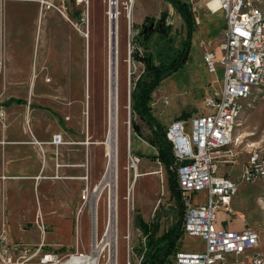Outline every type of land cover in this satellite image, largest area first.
Masks as SVG:
<instances>
[{"label":"rangeland","instance_id":"obj_1","mask_svg":"<svg viewBox=\"0 0 264 264\" xmlns=\"http://www.w3.org/2000/svg\"><path fill=\"white\" fill-rule=\"evenodd\" d=\"M181 1L191 6L195 30L187 60L151 92L148 105L162 130L172 119L206 112L205 99L221 87V67L208 72L202 52L221 37L222 14L207 10V0ZM111 3H116L113 19ZM111 41L119 128L109 170L104 140ZM185 41V23L168 0H0V243L10 247L14 262L23 260V246L32 252L41 241L62 259L88 253L89 199L97 183H107L98 199L97 236L103 238L102 222L114 208L117 264H126L128 245L136 264L149 241L178 223L180 207L169 185L174 171L155 158L160 131L132 112L130 91L144 68L135 55L167 65L183 54ZM9 98L21 102L7 104ZM243 104L238 130L245 142L264 147V102L255 98ZM53 133L64 140L58 155L49 143ZM134 155L140 158L136 166ZM135 170L155 173L135 177ZM206 198L201 190L191 200L203 204ZM230 204L234 217L219 211L215 225L225 220L228 227L254 228L264 252V179L240 182ZM136 216L148 224L147 233ZM176 248L200 250L203 242L182 233ZM171 257L172 252L163 264H172Z\"/></svg>","mask_w":264,"mask_h":264},{"label":"built area","instance_id":"obj_2","mask_svg":"<svg viewBox=\"0 0 264 264\" xmlns=\"http://www.w3.org/2000/svg\"><path fill=\"white\" fill-rule=\"evenodd\" d=\"M214 1L223 18V32L217 45L219 55L208 46L203 49L202 60L210 73L221 67V87L205 99L206 112L193 114L190 120L172 119L164 128L173 155L169 168L175 173L182 204L181 231L198 236L203 242L200 250H174L172 264H264L255 229H224L215 225L219 211L236 214L230 203L240 182L264 179V147L245 142L238 130L243 102L255 98L264 102V0ZM49 143L58 155L59 146L64 143L62 134L53 133ZM242 150L247 158L237 177L231 178L224 167L238 163ZM139 161L134 155L131 165ZM201 190L206 191L205 203H192V195ZM40 227L44 233L45 226ZM9 248L0 243V264H63L72 256L80 258L75 264H117L116 257L110 261L105 252L95 261H89L90 251L72 252L62 259L46 249L43 241L32 252L30 247L23 246V260L14 262ZM131 252L128 245L126 264H131ZM143 252L136 264H140ZM32 257L37 261L30 262Z\"/></svg>","mask_w":264,"mask_h":264},{"label":"trees","instance_id":"obj_3","mask_svg":"<svg viewBox=\"0 0 264 264\" xmlns=\"http://www.w3.org/2000/svg\"><path fill=\"white\" fill-rule=\"evenodd\" d=\"M172 6L180 14L182 20L185 23L186 27V41H185V50L183 54L176 60L171 61L167 65H153L145 57H140L135 55L136 60H140L144 63V68L141 74L134 81V86L130 91V102L132 112L137 114V116L145 122L148 126L154 127L156 130H159L158 140L156 143L157 154L155 158L164 164L168 169L170 164L173 162V155L171 151L170 144L166 141L164 136V129L162 130L159 122L153 116L149 108V101L151 99V92L153 89L170 73L177 70L186 60L187 47H189V40L192 32L195 30V16L191 9L190 4L181 0H168ZM147 17H145L146 19ZM11 101L21 102L19 99L9 98L7 104ZM154 145V144H152ZM169 185L174 195L176 202L179 205L180 209V219L174 227L154 241H149L145 250L142 254L140 264H163L165 257L176 250L177 240L182 234L181 231V217H182V204L180 201V192L177 187L175 173L171 172L169 177ZM137 226L144 232H148V224L143 221L140 216H136Z\"/></svg>","mask_w":264,"mask_h":264},{"label":"bare ground","instance_id":"obj_4","mask_svg":"<svg viewBox=\"0 0 264 264\" xmlns=\"http://www.w3.org/2000/svg\"><path fill=\"white\" fill-rule=\"evenodd\" d=\"M131 1L132 0H128L129 3H131ZM115 4L116 3H111V11L108 12L109 17L111 19H113L114 17L113 16L114 12L112 13V10H114ZM216 6H217L216 1L210 0L208 2L207 9L210 10L212 13H214L216 12ZM110 48H111V54L109 56L110 58H109L108 114H107V129L105 130L106 132H105V140H104V144H105L104 147L106 148L105 154L107 157L106 166L109 168V170L112 168V166L114 167V162H115L114 155H115V150L117 148V143H118L117 139H118V128H119L118 80H117V72H116V62L117 61H116V56H115L116 48L114 46V41L110 42ZM124 121H125V118L121 122V125L124 124ZM34 143H36L37 145L40 144V142H38L37 140H35ZM134 165L135 164H133V166ZM152 173H155V172L140 173L137 170H135L134 175L135 177H139L141 175L152 174ZM40 177L41 176H37L36 178L38 179ZM108 179H110V173L108 174ZM102 180L100 181V183L103 182ZM105 186H107V183H103V184L97 183L91 189V195L89 199V212L91 214V220H90V228H91V242L90 243L91 244H90V252L88 255L89 261H95L98 258V256H100V254H103L104 252H107L109 254L110 261L113 260L114 257H116V249L118 247L117 246V243H118L117 242V239H118L117 232L118 231H117L116 215L114 213V208L113 210L112 209L110 210L109 217H107V219L102 222L103 229H104V233L102 236L103 238L99 241L98 236H97L98 199H99L102 189ZM112 195L114 197V193L112 194L110 190V200H111ZM123 238H127V237L123 235ZM79 261H80V258L72 256V258L67 259L63 264H75V263H78Z\"/></svg>","mask_w":264,"mask_h":264},{"label":"crops","instance_id":"obj_5","mask_svg":"<svg viewBox=\"0 0 264 264\" xmlns=\"http://www.w3.org/2000/svg\"><path fill=\"white\" fill-rule=\"evenodd\" d=\"M206 8H208V7L206 6ZM207 10H208V9H207ZM217 12H219V11H217ZM220 40H221V37L217 40V42L215 43V46L212 47L217 55H219V51H218V49H217V45H218V43L220 42ZM61 134H62V133H61ZM34 139H36V138H34ZM14 143H28V144H33V143H31V141H30V142H14ZM251 145H252V144H251ZM60 146H61V145H60ZM60 146H59V147H60ZM58 152H59V151H58ZM246 158H247V153L244 152V150H242V151L240 152V154H239V162L236 163V164H233V165H226V166L224 167V172H225L229 177H231V178H235V177H237V175H238L239 172H240L241 164L246 160ZM137 167H138V166H137ZM233 196H234V195H233ZM233 196H232V197H233ZM231 201H232V198H231ZM231 207H232V206H231ZM232 217H234V216H232ZM237 218H240V215H238ZM245 226H248V225L243 224V226H241V227H239V228H237V229H241V228H243V227H245ZM218 227H219V228H224V229H236V228L228 227L227 222H226L225 220L223 221V224H220ZM249 227H250V226H249ZM251 228H252V227H251ZM253 229H254V228H253ZM37 244H38V243H37Z\"/></svg>","mask_w":264,"mask_h":264}]
</instances>
